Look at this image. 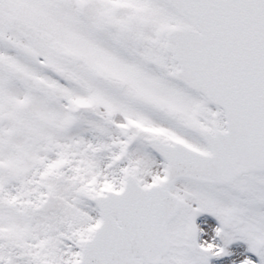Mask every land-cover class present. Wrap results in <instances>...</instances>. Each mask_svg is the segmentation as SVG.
Segmentation results:
<instances>
[{"label": "snow or ice", "instance_id": "obj_1", "mask_svg": "<svg viewBox=\"0 0 264 264\" xmlns=\"http://www.w3.org/2000/svg\"><path fill=\"white\" fill-rule=\"evenodd\" d=\"M0 264H264V0H0Z\"/></svg>", "mask_w": 264, "mask_h": 264}]
</instances>
